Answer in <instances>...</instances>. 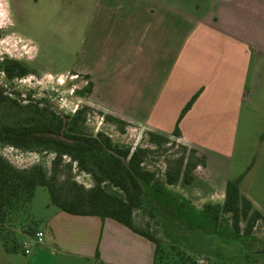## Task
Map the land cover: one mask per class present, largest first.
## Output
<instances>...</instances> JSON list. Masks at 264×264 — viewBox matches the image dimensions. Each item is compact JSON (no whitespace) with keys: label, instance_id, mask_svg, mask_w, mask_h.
<instances>
[{"label":"crops","instance_id":"0c3cea01","mask_svg":"<svg viewBox=\"0 0 264 264\" xmlns=\"http://www.w3.org/2000/svg\"><path fill=\"white\" fill-rule=\"evenodd\" d=\"M12 1L16 24L28 26L33 41L60 52L55 41L69 40L67 71L90 86L89 103L128 125L170 135L175 124L167 125L168 116L176 111L170 92L189 88V97L205 78L208 105L235 106L223 117L236 122L229 136L241 137L244 150L255 137L257 157L237 177L241 193L264 215V0ZM186 121L180 138L198 154L195 125ZM193 176L194 185L211 179L205 165ZM229 180L210 183L201 194L220 204ZM46 211L34 232L43 233L42 241L29 254L6 250L0 238V264H154L155 245L113 219L52 205ZM247 264H264V255Z\"/></svg>","mask_w":264,"mask_h":264},{"label":"rangeland","instance_id":"374dc122","mask_svg":"<svg viewBox=\"0 0 264 264\" xmlns=\"http://www.w3.org/2000/svg\"><path fill=\"white\" fill-rule=\"evenodd\" d=\"M0 13H2L0 14V89L3 90V95L7 96V100L0 104V129L3 126H23L25 117L33 106L45 110V113L54 112L62 118L70 119L81 112L84 123L77 127V133L91 137L99 136L101 141L108 138L112 145L122 149L128 148L130 151L143 149L146 151L144 168L154 171L161 181L165 180L166 173L176 178V182L166 188L171 195L187 200L182 203L179 198H176L179 217L190 215L193 221L202 224L204 233H206L204 235L208 237L211 227L200 212L203 205L218 203L207 201L209 194L204 198L201 193L211 186L210 183L217 185L222 182L221 180L229 177L230 180L234 177L236 179L240 169L247 171L257 157L255 137L251 136L247 139L244 150L241 137L229 136L236 122L225 120L223 117L232 116L231 111L235 110V106L230 105L226 111H222L219 105H208L206 98L203 97L205 78L202 84L198 82L200 84L192 89L189 97H186L187 91H191L189 88L170 92L174 95V99L176 98L174 104L176 111L168 116L170 119L167 125H171L173 120L174 129L177 127L180 132L185 119L187 120L185 126L194 123L195 139L200 144L197 146L199 152L195 154L193 148L180 137L150 133L101 114L89 103L90 86L85 84L79 76L67 71V68L71 67L68 61L69 40L65 37L56 40L55 43L61 51L53 52L45 48L41 42H35L30 38L32 33L28 26H26L27 30H22L16 24L12 0H4L3 4H0ZM11 62L24 65L29 73L24 77L9 79L4 70ZM203 68L204 66L199 65L197 69L203 70ZM182 75L184 76V71ZM178 85H184L183 80ZM123 108L126 109L127 106L123 105ZM142 108L138 110L139 115L143 113ZM211 108H213L212 112ZM153 121L155 124L158 123L157 120ZM163 125H166V122ZM231 140L235 141V146L230 148ZM214 150L215 152H212ZM0 155L17 169L42 166L48 175L54 171L56 188L63 187L68 182H76L85 189L93 185L91 176L78 170L76 163L67 156H63L61 161L54 166L52 151H29L8 144H0ZM199 161L201 167L207 166L211 179L204 178L207 180H202L204 182L202 186L194 185L191 180L187 184V180L193 173L192 166ZM199 172L202 173V169ZM201 173H198L199 176H202L203 173ZM222 203L220 201V204ZM49 206L47 188L37 187L25 216L27 222L24 224L31 221L35 227L33 232H35L38 228V220L40 225L45 219ZM185 212L188 213L183 215ZM162 216L149 218L147 213L141 210L134 213L135 225L140 230L153 234L161 240L158 264H221L224 260L237 263L239 254L237 244H234V247L223 245L220 241L206 238L200 230L194 228L184 230V225L183 227L173 225L166 219L165 214ZM221 218L220 236L227 238L230 233V215L222 214ZM246 221L240 222L241 230L245 227ZM14 229L21 230V227ZM252 233L256 239L264 242V222L255 223ZM22 241V234H19L17 243L21 245ZM20 248L17 253L23 250L22 245ZM213 252L219 255L215 260L212 259ZM181 253L188 256L190 260L181 259L179 255Z\"/></svg>","mask_w":264,"mask_h":264},{"label":"trees","instance_id":"16d2710c","mask_svg":"<svg viewBox=\"0 0 264 264\" xmlns=\"http://www.w3.org/2000/svg\"><path fill=\"white\" fill-rule=\"evenodd\" d=\"M4 72L9 79L24 77L29 73L18 62L8 64ZM6 100L7 96L0 89V104ZM83 123L81 112L70 119L62 118L54 112L45 113V110L33 106L26 115L23 126H3L0 129V144L29 151H52L54 166L63 156H67L76 163L78 170L89 174L93 182L88 189L76 182H68L63 187L56 188L54 171L48 175L42 166L17 169L0 155V238L6 250L19 251L21 245L17 243V236H31L34 233L35 227L31 221L24 223L27 222L25 216L34 191L39 186L47 188L50 205L63 212L110 218L151 241L155 245L154 264H158L161 240L135 225V211H145L149 218L163 217L162 214H165L169 223L182 227L184 225V230L194 228L202 231L203 236L206 235L202 224L193 221L190 215L179 217L176 198L182 203L187 200L171 195L166 188L173 185L176 178L166 173L165 180L161 181L154 171L144 168L146 151L143 149L130 151L128 148L112 145L108 138L101 141L99 136L77 133V127ZM170 135L180 137L177 127ZM193 151L196 154L194 149ZM200 163L199 161L192 166L193 173ZM193 173L187 184L190 180L193 182ZM240 179L241 176L227 182L222 204H205L200 212L211 227L206 238L220 241L226 246L238 245L237 263L224 260L221 264H247L251 259L264 255V242L256 239L252 233L255 223L264 222V215L254 209L252 203L241 193ZM222 214L230 215L231 234L228 233L227 238L220 236ZM242 220H247L243 230L240 228ZM32 221L35 223L34 219ZM15 227H21L24 232L14 229ZM179 255L183 260H190L184 253ZM218 256V253L213 252L212 259L215 260Z\"/></svg>","mask_w":264,"mask_h":264},{"label":"built area","instance_id":"2783aa9c","mask_svg":"<svg viewBox=\"0 0 264 264\" xmlns=\"http://www.w3.org/2000/svg\"><path fill=\"white\" fill-rule=\"evenodd\" d=\"M43 238V233L41 231H37L34 233V236H26V238L22 241V248H23V253L25 255L29 254L30 248L34 245L36 242H41Z\"/></svg>","mask_w":264,"mask_h":264},{"label":"clouds","instance_id":"9594fccd","mask_svg":"<svg viewBox=\"0 0 264 264\" xmlns=\"http://www.w3.org/2000/svg\"><path fill=\"white\" fill-rule=\"evenodd\" d=\"M3 2H4V0H0V4H3ZM0 14H2V13H0Z\"/></svg>","mask_w":264,"mask_h":264}]
</instances>
